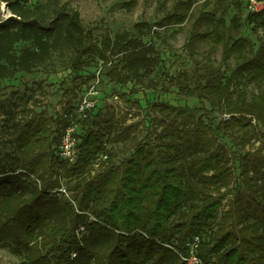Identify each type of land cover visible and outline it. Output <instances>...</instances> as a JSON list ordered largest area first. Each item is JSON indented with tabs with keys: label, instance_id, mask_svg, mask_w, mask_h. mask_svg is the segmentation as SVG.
I'll list each match as a JSON object with an SVG mask.
<instances>
[{
	"label": "trees",
	"instance_id": "16d2710c",
	"mask_svg": "<svg viewBox=\"0 0 264 264\" xmlns=\"http://www.w3.org/2000/svg\"><path fill=\"white\" fill-rule=\"evenodd\" d=\"M31 1L0 0V80L32 73L58 54L76 81L95 62L104 73L109 67L112 83L174 92L204 106L157 102L141 137L138 124L118 126L111 109L90 114L74 164L58 155L70 110L13 123L14 138L0 152V246L23 257L22 264H187L198 238L201 264H264V155L247 151L250 140L238 134L252 121L264 129V89L246 87L264 81V43L256 49L246 38L228 37L243 21L264 34V7L244 20L234 17L229 27L213 13L201 14L214 29L212 41L224 46L228 70L195 60L192 70L165 73L158 83L153 75L161 57L142 40L146 26L98 37L69 3ZM193 2L178 7L187 11ZM19 43L31 46L16 53ZM215 113L224 120L217 122ZM119 143H129L132 153L116 163L109 146ZM66 175L76 179L71 200L59 196Z\"/></svg>",
	"mask_w": 264,
	"mask_h": 264
},
{
	"label": "rangeland",
	"instance_id": "374dc122",
	"mask_svg": "<svg viewBox=\"0 0 264 264\" xmlns=\"http://www.w3.org/2000/svg\"><path fill=\"white\" fill-rule=\"evenodd\" d=\"M48 0H32L35 5ZM69 3L77 9L81 15L83 25L87 30L93 31L98 37L110 34L114 37L117 33L128 31L136 33V26H146L147 36L143 37L146 44H153L161 57V64L153 75L155 82L161 83L168 73L174 75L182 71H190L194 61L206 59L214 60L217 66L228 70V64L224 61L223 44H215L213 40L214 29L201 21L200 15L213 13L218 18H223L227 26H230L234 17L245 19L250 11H259L264 7V0H192L194 1L189 10L179 8L181 2L191 0H60ZM242 5L238 8L236 2ZM210 2L206 6V3ZM254 4H257L254 7ZM185 14V21L181 24L170 23L166 18L169 15ZM1 17H9L5 6L1 7ZM209 34L207 40L196 37ZM229 40L246 38L258 49L264 43V34L254 32L251 26L244 24L238 32H230ZM28 43H19L16 53L22 49L29 48ZM191 48L192 52L189 50ZM67 59L54 54L52 58L32 73L20 72L13 78L0 80V152L9 148V142L14 138L12 135L13 123L20 126L34 123L37 119H56L65 110L74 112L83 98L94 104L96 112L109 110L115 112V120L118 126H129L138 124L136 135L143 136L148 122L153 117L151 106L157 102L169 103L174 106H190L201 108L204 105L196 99L183 98L175 94L164 93L160 89L138 88L132 84L120 86L112 83L106 77L109 67L103 69L99 84L95 83L96 65L93 62L81 80L76 81L73 73L68 69ZM99 68V67H98ZM230 71H226L229 76ZM235 85L241 86L236 83ZM250 91L264 89V81L261 84L251 83ZM244 87V88H246ZM97 92L98 95H94ZM114 96L118 101H114ZM139 102L140 106L134 104ZM209 109L208 105H205ZM217 122L224 120V116L214 114ZM78 120V116L75 121ZM253 128L249 127L238 134H244L250 140L246 150L258 152L264 155V129L252 121ZM53 125V129L56 130ZM224 143L230 148L229 140ZM116 155L115 162L119 163L123 158L132 153L129 143L113 144ZM237 166V163L235 164ZM63 171H61L62 173ZM239 170L235 168V176H239ZM65 185L61 189L60 197L71 200L74 192L75 178L63 177ZM237 184V182H236ZM23 257L12 254L8 248L0 246V264H22Z\"/></svg>",
	"mask_w": 264,
	"mask_h": 264
},
{
	"label": "built area",
	"instance_id": "2783aa9c",
	"mask_svg": "<svg viewBox=\"0 0 264 264\" xmlns=\"http://www.w3.org/2000/svg\"><path fill=\"white\" fill-rule=\"evenodd\" d=\"M257 4H254L256 7ZM102 72V66L99 65V68L96 69L95 75V83L99 84L100 76ZM94 95H98L97 92H93ZM114 101H118V97L114 96ZM94 104H92L87 97L83 98L82 102L77 106L74 112L70 111V113L65 116L69 119V125L65 128L60 136V142L58 147V155L64 161L69 162L70 164H74L78 158L79 150L78 144L80 143L79 135L82 133L81 123L88 120L90 114L95 112ZM64 113V112H63ZM62 113V114H63ZM78 116V120L75 121ZM104 160L106 157L103 158ZM199 243V239L196 238L194 244L192 246V251L188 259H186L187 264H201L199 258L195 254V248Z\"/></svg>",
	"mask_w": 264,
	"mask_h": 264
}]
</instances>
